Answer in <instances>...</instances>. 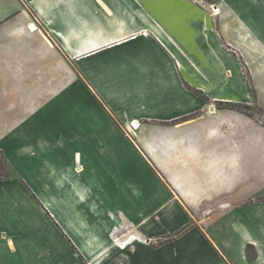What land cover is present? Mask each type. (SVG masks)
<instances>
[{
    "label": "crops",
    "instance_id": "0c3cea01",
    "mask_svg": "<svg viewBox=\"0 0 264 264\" xmlns=\"http://www.w3.org/2000/svg\"><path fill=\"white\" fill-rule=\"evenodd\" d=\"M244 64L264 0H0V264H264Z\"/></svg>",
    "mask_w": 264,
    "mask_h": 264
},
{
    "label": "rangeland",
    "instance_id": "374dc122",
    "mask_svg": "<svg viewBox=\"0 0 264 264\" xmlns=\"http://www.w3.org/2000/svg\"><path fill=\"white\" fill-rule=\"evenodd\" d=\"M204 1H206L207 3L211 2V0H204ZM241 69H242V72L244 74V78L246 81V86H247V90L249 93V101L247 103H245V102H242V103H240V102H216L215 104H212V106L218 108L219 110H229V111H232L234 113H238L241 116V118H244V120L247 119V121L250 124L254 123L257 126L264 129V109L260 105H258V103L256 101V88H255V84H254V80L257 78H260L264 82V68L246 66L244 64L243 67H241ZM8 101H10V100H7L6 98H3V97L0 98V128H2L7 123H10L11 119L15 118V116L9 114L10 112H7L8 108L6 107V103ZM233 120L236 121V119H233ZM19 131H20V129H19ZM25 131H26V129H24L23 134ZM28 134L30 136H32V131L29 132ZM242 147L243 146H241L239 148L240 151L242 150ZM258 155H260V154H258ZM252 156L253 155L250 154L249 158H251ZM248 172H249V176H248V178H245V180L243 182L244 190H246V187H249L251 185V183H252L251 177L253 175L256 178H260V177L264 176V164H263L262 168H259V170H256V168H254V169L251 168L248 170ZM10 174H11L10 169L7 167L4 154L2 153V151L0 149V180L4 179L6 176H9ZM248 179H249V182L246 185V182ZM254 181H255V178H254Z\"/></svg>",
    "mask_w": 264,
    "mask_h": 264
},
{
    "label": "trees",
    "instance_id": "16d2710c",
    "mask_svg": "<svg viewBox=\"0 0 264 264\" xmlns=\"http://www.w3.org/2000/svg\"><path fill=\"white\" fill-rule=\"evenodd\" d=\"M194 92H195V93H198V91H197V90H195ZM6 177H7V176H6Z\"/></svg>",
    "mask_w": 264,
    "mask_h": 264
},
{
    "label": "bare ground",
    "instance_id": "6f19581e",
    "mask_svg": "<svg viewBox=\"0 0 264 264\" xmlns=\"http://www.w3.org/2000/svg\"><path fill=\"white\" fill-rule=\"evenodd\" d=\"M32 30V29H31Z\"/></svg>",
    "mask_w": 264,
    "mask_h": 264
}]
</instances>
